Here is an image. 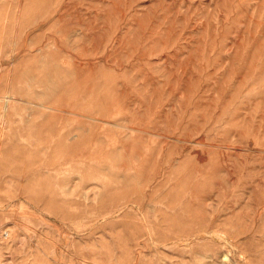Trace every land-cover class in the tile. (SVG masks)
<instances>
[{"label": "rangeland", "instance_id": "obj_1", "mask_svg": "<svg viewBox=\"0 0 264 264\" xmlns=\"http://www.w3.org/2000/svg\"><path fill=\"white\" fill-rule=\"evenodd\" d=\"M0 264H264V0H0Z\"/></svg>", "mask_w": 264, "mask_h": 264}]
</instances>
